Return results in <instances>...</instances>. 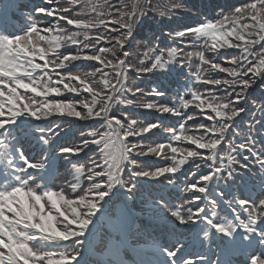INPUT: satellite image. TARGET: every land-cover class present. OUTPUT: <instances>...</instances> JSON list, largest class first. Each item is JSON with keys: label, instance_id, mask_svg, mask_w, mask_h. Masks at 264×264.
Listing matches in <instances>:
<instances>
[{"label": "snow or ice", "instance_id": "6c2138e0", "mask_svg": "<svg viewBox=\"0 0 264 264\" xmlns=\"http://www.w3.org/2000/svg\"><path fill=\"white\" fill-rule=\"evenodd\" d=\"M18 7L0 3V264H129L144 193L131 264H264V0L213 18L186 0ZM150 13L178 26L141 52ZM170 66L203 90L148 99L168 93L137 81Z\"/></svg>", "mask_w": 264, "mask_h": 264}, {"label": "trees", "instance_id": "16d2710c", "mask_svg": "<svg viewBox=\"0 0 264 264\" xmlns=\"http://www.w3.org/2000/svg\"><path fill=\"white\" fill-rule=\"evenodd\" d=\"M66 3V0H63ZM133 2V0H128V3L131 4ZM164 3V2H163ZM217 4H219V2H217ZM150 14L148 16V20H149ZM146 18L143 20L145 23ZM141 23V25L138 26L137 28V35H136V41L137 43H140L139 48L141 50H144L146 48V41H148V36L151 32V28H149V26L145 23ZM191 20L189 19H183L184 23H189ZM166 24H161L160 28H164L166 27ZM178 25H172V27H177ZM137 46V45H135Z\"/></svg>", "mask_w": 264, "mask_h": 264}, {"label": "rangeland", "instance_id": "374dc122", "mask_svg": "<svg viewBox=\"0 0 264 264\" xmlns=\"http://www.w3.org/2000/svg\"><path fill=\"white\" fill-rule=\"evenodd\" d=\"M43 2L44 1H42L39 5H41V4H43ZM162 2H165V0H160V3H162ZM61 3L62 4H65V2L63 1V0H61ZM212 4H217V1H215V0H213L212 1ZM211 5V4H210ZM190 23H192V22H190ZM210 55V54H209ZM195 67H196V65H194L193 64V69H195ZM161 73H165V72H161ZM151 77H157V76H151ZM194 81H195V79H193ZM190 82V81H189ZM196 82V81H195ZM198 83V82H197ZM203 88H204V85H202V84H200V83H198L197 85H195L194 84V82L192 83V82H190L189 84H187V87H186V90L187 91H189V90H192V89H199V90H203ZM189 111H191V109H189ZM193 122H189V125H191ZM185 147H187V144H185L184 145ZM64 164H66V163H64ZM185 167H187V165L185 166ZM68 168H70V166H68L67 164H66V166H65V170H66V172H67V174L69 175V173H68V171H67V169ZM223 211H227V210H224V209H222ZM130 242L128 241V244H129ZM143 245V244H142ZM142 245H140V246H142ZM145 245V244H144Z\"/></svg>", "mask_w": 264, "mask_h": 264}]
</instances>
